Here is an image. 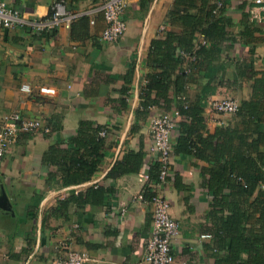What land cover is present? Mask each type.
Segmentation results:
<instances>
[{"label":"crops","instance_id":"1","mask_svg":"<svg viewBox=\"0 0 264 264\" xmlns=\"http://www.w3.org/2000/svg\"><path fill=\"white\" fill-rule=\"evenodd\" d=\"M1 1L27 18H40L55 0ZM104 1L65 0L75 14L68 27L34 32L0 26V126L4 115L20 111L50 128L49 133L19 132L0 163V264H52L67 248L88 252L91 260L86 264H143L151 225L147 199L154 192L145 178L155 159L149 120L163 109L164 100L154 89L147 97L149 105L142 107L141 86L162 69L155 62L161 56L150 53L152 41L164 38L167 31L180 34L184 26L168 15L174 0H125L126 30L116 43H104L99 35L105 21L96 8ZM253 5V0L225 1L229 24L218 39V49L210 50L207 39L210 56H202L201 66L185 77L184 91L176 92L171 83L168 94L172 108L181 100L202 103V124L193 127L201 138L221 120L227 118L230 126L240 121L206 113L208 101L224 97L259 101L246 137L248 143L261 137L257 152L264 155V134L250 130L259 122L264 133V19L252 17ZM188 12L197 14L196 9ZM194 34L195 45L204 35ZM181 68L188 71V63ZM177 73L175 69L172 78ZM23 84L29 93L21 89ZM40 86L53 87L55 93L40 94ZM82 124L88 133L92 127L105 126L108 135L95 171L84 180L66 181V155L71 152L65 150L76 148L69 140ZM179 131L177 122L170 171L158 188L180 228L172 244L174 264H214L212 230L217 220L203 177L211 166L210 151L202 143L198 144L203 157L177 151ZM130 152L142 153L138 170L112 173L118 162L131 166L126 161ZM250 153L256 156V151ZM138 193L144 199H135Z\"/></svg>","mask_w":264,"mask_h":264},{"label":"trees","instance_id":"2","mask_svg":"<svg viewBox=\"0 0 264 264\" xmlns=\"http://www.w3.org/2000/svg\"><path fill=\"white\" fill-rule=\"evenodd\" d=\"M216 1L212 4L209 0H174V8L168 15L171 19L180 20L184 30L180 34L167 31L164 38L152 41L150 53L153 56H161L155 59V62L162 69L151 74L141 86L143 98L141 106L145 108L149 105L147 97L150 91L155 89L157 94L163 97L162 110L170 111L176 108L180 112V119L177 121L180 134L176 150L203 157L198 144L202 143V148L210 151L208 160L211 166L203 173V177L212 193L213 214L217 220L216 227L212 230L214 264H264V188L261 187V183H264L262 171L264 155L257 152L261 137L250 143L246 137L250 120L257 118L259 101H240L237 111L228 115L232 119L235 116L240 118L238 125L230 126L226 118L213 132L201 138L193 127L195 124L199 126L202 124V103L198 101L191 105L181 100L172 108V98L168 94L171 83L175 84L176 92L184 91L185 77L201 66L202 56H210L209 49H218V39L224 34L225 25L229 24V20L224 14V6L217 13H213ZM225 1L223 0L224 5ZM190 9H196L197 14L189 13ZM196 31H200L205 39L210 41L209 49L201 45L194 52L193 36ZM181 51L195 53V60L188 63V71L181 68L184 63ZM175 69H178L179 73L172 78ZM257 94L261 97L260 93ZM184 117L189 118V121L182 120ZM101 128L105 126L92 127L93 132L88 133L86 124H82L76 135L70 138L69 142L76 148L65 150L71 152L66 155L69 159L66 181L74 178L84 180L95 171L97 158L101 155L99 150L103 147L105 138H98L96 135ZM255 128L261 136L264 134L259 122H255L250 130ZM212 140L216 141L215 145L211 144ZM81 149L84 150L83 154L80 152ZM251 151H256V156L252 155ZM126 156H130L126 161H129L131 166L123 161L118 162L112 168V173L138 170L142 153L130 152ZM159 168L158 162L151 164L148 172L150 180L157 181ZM92 193L94 192L90 194ZM243 253L247 255L246 258L242 257Z\"/></svg>","mask_w":264,"mask_h":264},{"label":"built area","instance_id":"3","mask_svg":"<svg viewBox=\"0 0 264 264\" xmlns=\"http://www.w3.org/2000/svg\"><path fill=\"white\" fill-rule=\"evenodd\" d=\"M253 4V10H250L252 17L262 21L264 19V0H253ZM223 6V0H217L213 13H217ZM124 7L125 0H105L96 7L97 10L102 12L105 21V26L99 35L101 42L116 43L124 34L127 25L124 18ZM74 17L75 14L66 8L65 0H55L50 6V11L40 18H27L16 9L8 6L6 2L0 0V26L6 29L23 27L29 31L47 32L61 26L68 27ZM206 44L207 40L202 36L195 44L194 52L201 45ZM180 54L187 63L195 60V53L189 54L181 51ZM21 89L30 92L27 84H23ZM38 92L53 95L55 88L40 86ZM238 106L239 101L237 99L224 97L208 101L205 111L206 113L214 112L228 116L235 113ZM186 107L187 104L185 103L184 108ZM179 119L180 112L174 108L170 111L157 110L149 120L150 150L155 154L153 162H158L160 168L157 181L150 180L148 174H145L147 186L153 188L154 192L147 199L151 206V225L143 252V264H174L175 262L172 244L178 237L180 228L178 222L170 214V202L158 191V188L164 185L170 171L172 135ZM182 120L189 121V118L184 117ZM224 122L220 121L221 124ZM39 131L50 132L48 126H42L39 118L27 117L20 111H13L4 115L0 126V163L7 147L19 132L34 133ZM107 135V127L98 131L99 137H106ZM134 198L144 199L142 193H138ZM203 237H209V235ZM63 245L67 248L65 244ZM90 260L91 256L88 252L67 248L66 253L63 256L54 258L52 264H86Z\"/></svg>","mask_w":264,"mask_h":264}]
</instances>
